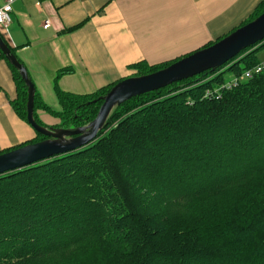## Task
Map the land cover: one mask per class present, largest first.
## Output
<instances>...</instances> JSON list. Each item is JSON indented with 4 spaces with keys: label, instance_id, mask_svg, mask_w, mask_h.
<instances>
[{
    "label": "trees",
    "instance_id": "1",
    "mask_svg": "<svg viewBox=\"0 0 264 264\" xmlns=\"http://www.w3.org/2000/svg\"><path fill=\"white\" fill-rule=\"evenodd\" d=\"M263 12L264 0L236 29ZM263 48L133 98L88 146L0 177V264H264V74L245 78ZM0 59L28 124L25 83ZM180 59L137 63L131 77ZM65 74L55 80L59 112L36 91L38 125L49 127L38 110L56 128L88 125L116 84L79 96L59 89ZM44 140L36 133L0 154Z\"/></svg>",
    "mask_w": 264,
    "mask_h": 264
},
{
    "label": "crops",
    "instance_id": "2",
    "mask_svg": "<svg viewBox=\"0 0 264 264\" xmlns=\"http://www.w3.org/2000/svg\"><path fill=\"white\" fill-rule=\"evenodd\" d=\"M262 0H16L2 32L27 69L43 103L60 105L55 80L65 93H96L133 75L132 65L170 62L202 49L239 27ZM5 0H0V8ZM50 20L51 27H43ZM1 54V53H0ZM16 88L0 59V152L36 137L12 108ZM41 121L59 120L38 110Z\"/></svg>",
    "mask_w": 264,
    "mask_h": 264
},
{
    "label": "water",
    "instance_id": "3",
    "mask_svg": "<svg viewBox=\"0 0 264 264\" xmlns=\"http://www.w3.org/2000/svg\"><path fill=\"white\" fill-rule=\"evenodd\" d=\"M264 42V12L209 47L195 51L155 73L118 81L99 100L102 105L88 125L74 129L43 127L34 117L36 89L28 74L0 33V51L18 72L27 88V122L46 140L28 144L0 154V177L21 171L38 163L68 155L94 142L105 129L113 112L129 100L175 83L216 71L245 50Z\"/></svg>",
    "mask_w": 264,
    "mask_h": 264
},
{
    "label": "built area",
    "instance_id": "4",
    "mask_svg": "<svg viewBox=\"0 0 264 264\" xmlns=\"http://www.w3.org/2000/svg\"><path fill=\"white\" fill-rule=\"evenodd\" d=\"M16 0H5L4 5L0 8V33L7 30L8 26L11 23V13L13 12V4ZM40 1V0H37ZM43 27L49 29L51 27L50 20H46ZM264 74V63L255 67L252 71H248L245 74V78H252L254 75ZM238 84V81L235 79L233 82L229 83L226 87L227 90H231L234 86Z\"/></svg>",
    "mask_w": 264,
    "mask_h": 264
},
{
    "label": "rangeland",
    "instance_id": "5",
    "mask_svg": "<svg viewBox=\"0 0 264 264\" xmlns=\"http://www.w3.org/2000/svg\"><path fill=\"white\" fill-rule=\"evenodd\" d=\"M203 49V48H202ZM201 50V49H200ZM198 51V50H197ZM247 56V55H243L242 59ZM257 58H258V61L262 64L264 63V48L263 50L259 51L258 52V55H257Z\"/></svg>",
    "mask_w": 264,
    "mask_h": 264
}]
</instances>
